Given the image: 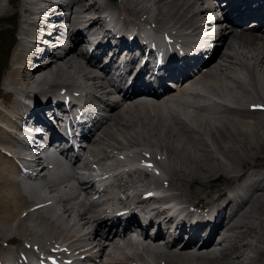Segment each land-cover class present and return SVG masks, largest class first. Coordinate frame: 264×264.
Instances as JSON below:
<instances>
[{
	"label": "bare ground",
	"instance_id": "1",
	"mask_svg": "<svg viewBox=\"0 0 264 264\" xmlns=\"http://www.w3.org/2000/svg\"><path fill=\"white\" fill-rule=\"evenodd\" d=\"M35 4L31 0H19L12 7L10 0H0V33L15 36L17 51L23 43L20 36L29 31L28 17ZM59 4L63 11L59 20L64 25L58 24L55 33H65V26L78 46L94 35L109 34L104 29L103 11L117 16L114 25L121 26L123 31L144 21L179 30L188 17L198 19L207 31L221 25L213 0H117L115 3L61 0ZM49 6L38 9L41 24ZM12 13L16 15L12 21L14 28L5 29L4 24ZM248 23L238 18L236 27H219L218 47L211 59L182 70L179 75L182 83L176 91L148 100L127 97L117 102L109 122L101 126L85 157V164L92 162L91 165L106 170L121 161L118 155L128 152V147L136 148L135 154L142 157L149 153L161 175L131 169L122 173L124 183L119 184V178H113L112 185L126 197L130 190L135 199L152 188L164 194L160 200L146 198L139 202L143 204L170 201L183 208L218 204L219 219L213 232L201 239V233L195 229L180 249L174 247L180 244V235L171 245L125 235L106 243L110 240L105 234L100 237L99 231L112 204L99 213L82 211L81 205L68 200L61 204L63 214L54 209L55 205L34 210L33 205L42 202L40 199L50 192L56 193L53 196L56 198L62 191L50 186L49 193L40 192L27 198L20 195L21 188H15V180L8 179L14 167L1 150L7 146L9 135L0 128V241L28 243L31 247L39 244L44 249L58 247L56 242H60L63 252L77 247L79 234L88 230L95 236L94 244L100 248L103 264H260L264 261V111L251 110L255 105L264 107V25L249 27ZM133 37L131 47L143 41ZM174 37L180 41L179 36ZM4 71L0 122L6 124L9 121L6 112L19 108L16 100L13 106L8 104L7 99L12 96L20 93L41 96L80 83L97 92L104 86L80 52H72L60 65L49 62L29 76L18 72L10 61ZM249 169L254 177L236 185L230 200H222L227 187ZM73 174L72 169H67V173L56 177L68 180ZM33 186L21 185L28 192ZM66 190L77 195L74 186L67 185L63 192ZM152 212L157 215L155 209ZM160 237L161 231L155 239ZM5 254L0 243V261Z\"/></svg>",
	"mask_w": 264,
	"mask_h": 264
},
{
	"label": "rangeland",
	"instance_id": "2",
	"mask_svg": "<svg viewBox=\"0 0 264 264\" xmlns=\"http://www.w3.org/2000/svg\"><path fill=\"white\" fill-rule=\"evenodd\" d=\"M6 1V0H5ZM11 6L13 7L14 6V4H12L11 3ZM10 20H9V22L7 23V24H4L5 26V29H11L10 27L11 26H13V28H14V24L12 23V21L15 19V17H16V15L14 16L13 15V13L12 14H10ZM11 21V22H10ZM2 34H6V33H0V35H2ZM4 36V35H3ZM12 42H13V40L12 39H10V40H7V39H3V37L1 38V36H0V61H1V63L0 64H8V62H7V59H6V55H7V52H8V60H9V56L11 55V54H9V51H8V49L10 48V46L12 45ZM4 64V65H5ZM2 72H3V70H2ZM2 74V73H1ZM131 147H128V149H130ZM250 239L248 238V241H249ZM1 242V246L3 247V243L5 244L6 242H3V241H0ZM42 242H44V241H42ZM7 244V243H6ZM10 245H13V244H10ZM15 245V244H14ZM13 245V246H14ZM19 245H21L20 243H17V246H19ZM37 245V244H36ZM22 246V245H21ZM40 246V245H39ZM23 247V246H22ZM13 248V247H12ZM260 264H264V261H262Z\"/></svg>",
	"mask_w": 264,
	"mask_h": 264
},
{
	"label": "water",
	"instance_id": "3",
	"mask_svg": "<svg viewBox=\"0 0 264 264\" xmlns=\"http://www.w3.org/2000/svg\"><path fill=\"white\" fill-rule=\"evenodd\" d=\"M112 2H115L116 0H111Z\"/></svg>",
	"mask_w": 264,
	"mask_h": 264
}]
</instances>
